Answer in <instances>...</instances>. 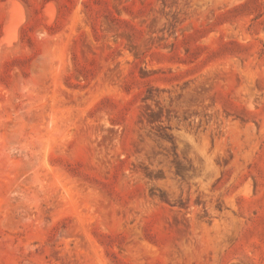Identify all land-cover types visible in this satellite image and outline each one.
<instances>
[{
    "label": "rangeland",
    "instance_id": "obj_1",
    "mask_svg": "<svg viewBox=\"0 0 264 264\" xmlns=\"http://www.w3.org/2000/svg\"><path fill=\"white\" fill-rule=\"evenodd\" d=\"M0 264H264V0H0Z\"/></svg>",
    "mask_w": 264,
    "mask_h": 264
},
{
    "label": "bare ground",
    "instance_id": "obj_2",
    "mask_svg": "<svg viewBox=\"0 0 264 264\" xmlns=\"http://www.w3.org/2000/svg\"><path fill=\"white\" fill-rule=\"evenodd\" d=\"M9 4H10V3H9ZM9 4L7 5V6L9 7V9H12V8L15 7V5H17V4H14V3L12 4V3H11L12 5L10 4V6H9ZM17 6L20 7V5H17ZM8 7H7V9H8ZM20 8H21V7H20ZM9 9H8V10H9ZM19 10H20V9H19ZM17 11H18V10H17ZM20 11H22V10H20ZM15 13H17V12L15 11ZM15 13L9 12L8 15H7V19H8V20L6 21V23H9V27H8V29H7L8 31H7V30L4 31V32H7V34L10 36V38L7 37V41H9L10 39H13V38H12L13 36H14V37L16 36V35H14V34H16V33H14V30H15L16 27L14 28V26H12V23L16 22V20H17L16 16H17L18 14H17L15 17L13 16V14H15ZM51 13H52V12H51ZM22 15L24 16L23 12H22ZM18 18H19V17H18ZM20 20H21V19H20ZM18 21H19V20H18ZM19 22H20V21H19ZM6 26H7V25H6ZM15 32H16V31H15ZM4 34H6V33H4ZM11 35H12V36H11ZM5 37H6V36H5ZM5 37H4V39H6ZM4 39H2L3 42H4ZM15 39H16V38H15ZM2 40H1V41H2ZM13 40H14V39H13ZM5 41H6V40H5ZM7 41H6V42H7ZM6 42H5V43H6ZM10 42H11V40H10Z\"/></svg>",
    "mask_w": 264,
    "mask_h": 264
}]
</instances>
